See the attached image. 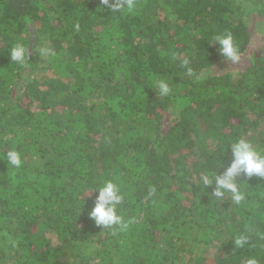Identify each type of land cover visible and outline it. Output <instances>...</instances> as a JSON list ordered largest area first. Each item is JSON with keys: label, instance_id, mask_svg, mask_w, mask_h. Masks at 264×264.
I'll list each match as a JSON object with an SVG mask.
<instances>
[{"label": "trees", "instance_id": "trees-1", "mask_svg": "<svg viewBox=\"0 0 264 264\" xmlns=\"http://www.w3.org/2000/svg\"><path fill=\"white\" fill-rule=\"evenodd\" d=\"M99 3L0 0V264H264V178H236L239 204L201 181L238 138L264 152V47L251 50L249 25L264 0ZM229 33L248 60L204 72L226 62L214 39ZM108 180L127 227L89 216Z\"/></svg>", "mask_w": 264, "mask_h": 264}, {"label": "clouds", "instance_id": "clouds-1", "mask_svg": "<svg viewBox=\"0 0 264 264\" xmlns=\"http://www.w3.org/2000/svg\"><path fill=\"white\" fill-rule=\"evenodd\" d=\"M109 9L111 13H128L135 11V0H100L98 10ZM214 44L219 46V54L226 61L232 64H239L241 60L240 46L234 37L229 34L218 35L214 39ZM10 58L12 62L24 64L30 58V50L23 43H17L10 49ZM155 89L161 96H167L171 89L166 80L160 79L155 83ZM231 146V163L223 170L222 173L214 175H203L201 181L203 186H209L215 181L214 191L211 193L220 199L230 196V200L239 204L245 199L241 191L240 183L236 178L244 174L246 177L264 178V152L257 150L253 144L245 138H238L229 143ZM228 145V146H229ZM3 158V157H0ZM4 159V158H3ZM8 165L19 169L23 164L22 154L17 149H10L6 153ZM95 204L89 213L90 218L95 220L96 225L107 228L117 225H123L124 220L119 212V206L125 199V194L121 191L120 186L113 180H108L102 186H98ZM248 243L246 236L237 237L234 244L238 248L244 247ZM247 264H258L255 257L248 259Z\"/></svg>", "mask_w": 264, "mask_h": 264}, {"label": "rangeland", "instance_id": "rangeland-1", "mask_svg": "<svg viewBox=\"0 0 264 264\" xmlns=\"http://www.w3.org/2000/svg\"><path fill=\"white\" fill-rule=\"evenodd\" d=\"M249 25L252 32L251 50L253 52L264 47V17L257 14L249 19ZM248 60V57H241L239 64H232L230 61L223 62L217 66L212 67L204 72L214 73L222 71L223 69H236L243 66Z\"/></svg>", "mask_w": 264, "mask_h": 264}]
</instances>
